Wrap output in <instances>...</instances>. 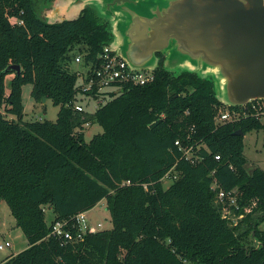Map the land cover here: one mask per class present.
Masks as SVG:
<instances>
[{
    "label": "trees",
    "instance_id": "obj_1",
    "mask_svg": "<svg viewBox=\"0 0 264 264\" xmlns=\"http://www.w3.org/2000/svg\"><path fill=\"white\" fill-rule=\"evenodd\" d=\"M37 9L36 0H0V201L27 242L0 264H264V170L247 172L243 154L244 134L264 124L249 110L215 121L218 110L249 104L223 105L210 78L168 72L157 54L152 81L105 93L92 113L76 111L71 61H95L112 40L109 23L89 6L52 24ZM26 84L35 103L58 107L55 120H23ZM94 123L101 132L85 140ZM176 139L192 146V161ZM102 199L111 228L67 243L49 235L52 223Z\"/></svg>",
    "mask_w": 264,
    "mask_h": 264
},
{
    "label": "water",
    "instance_id": "obj_2",
    "mask_svg": "<svg viewBox=\"0 0 264 264\" xmlns=\"http://www.w3.org/2000/svg\"><path fill=\"white\" fill-rule=\"evenodd\" d=\"M54 2L42 13L49 24L73 20L86 7L80 1ZM71 10L75 16L65 17ZM105 10L112 35L107 47L129 67L153 72L159 53L164 70L174 73L164 67V61L178 53L180 62L187 66L196 61L208 66L224 89L225 96L220 99L210 77L215 97L223 105L241 106L264 100V0H109L102 11L104 15ZM54 13L63 14L64 18L53 21ZM112 13L122 17L125 42L122 50L112 44L115 33ZM7 70L19 73L20 66L12 64ZM181 71L206 78L193 70Z\"/></svg>",
    "mask_w": 264,
    "mask_h": 264
},
{
    "label": "rangeland",
    "instance_id": "obj_3",
    "mask_svg": "<svg viewBox=\"0 0 264 264\" xmlns=\"http://www.w3.org/2000/svg\"><path fill=\"white\" fill-rule=\"evenodd\" d=\"M58 1V0H56ZM56 1L54 3H56ZM78 2L79 4H83L84 6L93 7L97 13H100L101 18H107L106 10L105 15L103 14V9L105 5L109 2V0H92V1H83V0H65ZM96 4H100L98 7ZM97 7V8H96ZM54 13L53 21H58L61 18H64L63 14ZM114 22H115V33L113 35V45L122 50L125 45L124 42V27L121 26L123 24L122 17L116 16L112 13ZM58 16V18H57ZM66 16H75L73 10L66 13ZM42 19L45 18L44 15L40 16ZM61 17V18H60ZM106 20V19H105ZM124 49V48H123ZM179 63V65H178ZM149 64H152L151 62ZM71 69L75 67V64L71 62ZM164 67L168 70H172L174 73H179L182 69L193 70L196 73L206 76V78H213L215 81V88L217 91V95L220 99L224 98V89L218 83V79L209 71L207 65L202 62H193V63H183L180 62V56L178 53H173L170 58H166L164 61ZM214 76V77H213ZM8 80L6 79V91L8 90ZM30 85L26 84L21 89V100L23 105V120L24 121H36L37 119L41 120H50L53 121L56 118V113L58 111V107L54 106L49 100L46 101L45 104L35 103L32 97L29 94ZM83 99V100H82ZM81 102L86 101L84 108L87 112L92 113L93 110L99 106L100 103L105 102L107 98L100 97L95 100H89L82 98ZM261 121L264 124V116L261 118ZM86 127V128H85ZM84 138L85 140H89L94 134L101 132V127L96 123L91 124L90 126H84ZM243 154L246 159V170L250 172L253 168L259 167L264 170V127L258 130H251L246 132L243 136ZM169 182L164 181V186L166 187ZM218 203V200L216 199ZM85 217L88 222L96 227L97 223L102 225L101 229H109L111 228L110 215L106 207V200L102 199L98 202L91 210L85 213ZM53 219V214L50 209L46 208L45 210V220L46 223H50ZM260 227L264 230V223L260 225ZM249 238H247L248 240ZM4 242H9L8 247H4L0 250V261L5 259L7 256H10L13 253H18L23 250L26 245V238L24 237L21 229L15 225V221L10 214V210L7 204L4 201H0V245H3ZM253 243V242H252Z\"/></svg>",
    "mask_w": 264,
    "mask_h": 264
},
{
    "label": "built area",
    "instance_id": "obj_4",
    "mask_svg": "<svg viewBox=\"0 0 264 264\" xmlns=\"http://www.w3.org/2000/svg\"><path fill=\"white\" fill-rule=\"evenodd\" d=\"M71 62L75 64V67L72 69L77 76L75 83L77 100L73 104V109L79 112L85 110L84 104L87 103L86 101L81 102L82 98L95 100L105 96V93L111 91L118 92L124 84L144 85L153 80V72L129 67L123 58L109 50L107 46L96 56L95 61L83 63L82 55L75 54ZM248 104L249 109L244 108L242 113L231 111L227 107L218 110L215 121L218 123H225L237 119L240 114L246 116L248 110L259 119L264 116V100H255ZM174 146L182 153V156L192 161L194 158L191 154L192 146L184 147L181 145L179 139L174 141ZM218 158V156H215V159ZM172 172L173 168L164 174L162 180L167 182L172 181L175 178ZM128 183L129 181L122 182L121 185ZM225 195L223 191L218 192V197L220 199ZM233 202L234 199H232L230 203ZM85 213L86 212H79L70 220L55 221L50 226L49 235L62 241V243H67L77 241L81 239L82 235L86 232H95L102 227L100 223H97L96 227H93L86 219ZM228 213V210H223L224 215ZM240 217L241 216H238L236 219H240ZM71 228L75 229V235L70 231ZM9 245V242H4L3 245H0V250Z\"/></svg>",
    "mask_w": 264,
    "mask_h": 264
},
{
    "label": "flooded vegetation",
    "instance_id": "obj_5",
    "mask_svg": "<svg viewBox=\"0 0 264 264\" xmlns=\"http://www.w3.org/2000/svg\"><path fill=\"white\" fill-rule=\"evenodd\" d=\"M36 2H37V7H38L37 12L41 16V15H44L42 13L43 12L45 13V11L48 9V7L52 5L54 0H36ZM157 54H159V53H156V55Z\"/></svg>",
    "mask_w": 264,
    "mask_h": 264
},
{
    "label": "crops",
    "instance_id": "obj_6",
    "mask_svg": "<svg viewBox=\"0 0 264 264\" xmlns=\"http://www.w3.org/2000/svg\"><path fill=\"white\" fill-rule=\"evenodd\" d=\"M44 102L46 103V101H44ZM13 254H15V253H13ZM11 255H12V254H11ZM7 257H8V256H7ZM3 260H4V259H3ZM1 261H2V260H1ZM1 261H0V262H1Z\"/></svg>",
    "mask_w": 264,
    "mask_h": 264
}]
</instances>
